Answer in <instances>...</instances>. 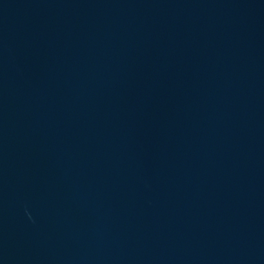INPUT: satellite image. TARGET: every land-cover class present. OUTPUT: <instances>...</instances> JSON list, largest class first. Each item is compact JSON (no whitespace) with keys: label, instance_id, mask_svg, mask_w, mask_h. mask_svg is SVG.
<instances>
[{"label":"water","instance_id":"95a60500","mask_svg":"<svg viewBox=\"0 0 264 264\" xmlns=\"http://www.w3.org/2000/svg\"><path fill=\"white\" fill-rule=\"evenodd\" d=\"M0 264H264V0H0Z\"/></svg>","mask_w":264,"mask_h":264}]
</instances>
